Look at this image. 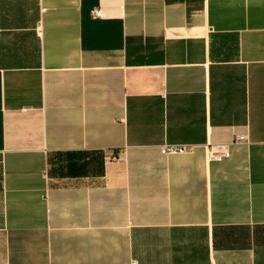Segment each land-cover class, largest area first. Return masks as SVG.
<instances>
[{
  "label": "crops",
  "instance_id": "obj_1",
  "mask_svg": "<svg viewBox=\"0 0 264 264\" xmlns=\"http://www.w3.org/2000/svg\"><path fill=\"white\" fill-rule=\"evenodd\" d=\"M128 263L264 264V0H0V264Z\"/></svg>",
  "mask_w": 264,
  "mask_h": 264
},
{
  "label": "built area",
  "instance_id": "obj_2",
  "mask_svg": "<svg viewBox=\"0 0 264 264\" xmlns=\"http://www.w3.org/2000/svg\"><path fill=\"white\" fill-rule=\"evenodd\" d=\"M94 15L100 16V10L96 9L94 11ZM236 142L239 140H244L245 136L244 135H237L236 136ZM193 148V144H172V146H165L164 151L167 153H173V152H178V153H185L189 152ZM206 153L209 158L215 159L220 161L222 158L229 157V148L227 143H220V144H210L206 150ZM108 158L110 159H117L118 158V153H113L110 155ZM128 264H134V263H128Z\"/></svg>",
  "mask_w": 264,
  "mask_h": 264
}]
</instances>
